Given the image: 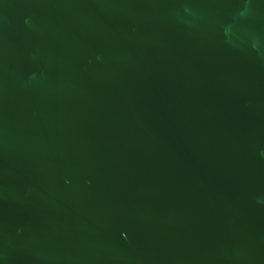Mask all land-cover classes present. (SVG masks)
<instances>
[{
	"label": "water",
	"instance_id": "water-1",
	"mask_svg": "<svg viewBox=\"0 0 264 264\" xmlns=\"http://www.w3.org/2000/svg\"><path fill=\"white\" fill-rule=\"evenodd\" d=\"M0 264H264V0H0Z\"/></svg>",
	"mask_w": 264,
	"mask_h": 264
}]
</instances>
